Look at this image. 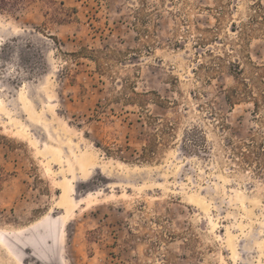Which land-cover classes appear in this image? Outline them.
<instances>
[{"label":"rangeland","instance_id":"rangeland-1","mask_svg":"<svg viewBox=\"0 0 264 264\" xmlns=\"http://www.w3.org/2000/svg\"><path fill=\"white\" fill-rule=\"evenodd\" d=\"M263 19L264 0L0 11V264H264V111L226 100L234 61L264 90Z\"/></svg>","mask_w":264,"mask_h":264},{"label":"trees","instance_id":"trees-1","mask_svg":"<svg viewBox=\"0 0 264 264\" xmlns=\"http://www.w3.org/2000/svg\"><path fill=\"white\" fill-rule=\"evenodd\" d=\"M34 1L35 0H0V11H10L12 13L15 9L21 6H25ZM240 40L244 42V40H246V37H241ZM240 48L243 49L242 44L240 45ZM245 57L248 63L253 65L251 59L247 56ZM216 60L223 61L221 57H218ZM216 60L214 59V61ZM221 64L222 62L218 63L217 65L219 69L221 68ZM230 69L231 72H233L232 76L234 78V81L236 82V86L234 88H231L227 92L226 100L228 104L234 105L235 102L250 101V103L254 106L255 117L259 116L261 110L264 111V90H260V88L257 87V84L254 81L249 82L248 80L244 79V70L241 68L239 62H231ZM211 71L214 73V75L217 74L216 67H212ZM132 94L135 100L140 99L141 102H143L148 97L147 93L138 94L133 89ZM152 137H155V134L151 133L149 135V144L145 146V148L143 149V154L141 155V158L147 162L153 160L156 156V152L153 151L154 147H152V145L150 144V140L152 141ZM262 152H264V149Z\"/></svg>","mask_w":264,"mask_h":264},{"label":"bare ground","instance_id":"bare-ground-1","mask_svg":"<svg viewBox=\"0 0 264 264\" xmlns=\"http://www.w3.org/2000/svg\"><path fill=\"white\" fill-rule=\"evenodd\" d=\"M18 129V128H17ZM14 131V130H13ZM48 153H46L45 155L47 156V158L51 159L54 162H61V158L56 156L53 153H50L48 150H46ZM83 155V154H82ZM84 156V155H83ZM72 159L75 163L76 166L81 170V171H85L84 169V165H87L86 162L84 163V161H86V157H80L79 155L75 154L72 152ZM64 160V159H63ZM91 166V165H90ZM52 170V169H51ZM49 174V173H48ZM60 187V190L62 192V196L63 198L60 200L59 202V207L64 210V212L66 214H70L73 209L71 207V205H69V201L68 199L70 198L71 194H72V190L69 189L67 186H65L64 184H59L58 185ZM71 215V214H70ZM63 227V226H62Z\"/></svg>","mask_w":264,"mask_h":264}]
</instances>
